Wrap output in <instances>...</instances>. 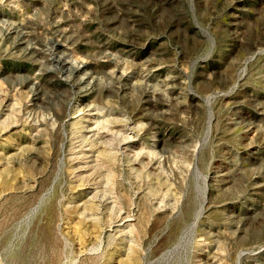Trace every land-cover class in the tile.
Wrapping results in <instances>:
<instances>
[{
  "label": "rangeland",
  "instance_id": "1",
  "mask_svg": "<svg viewBox=\"0 0 264 264\" xmlns=\"http://www.w3.org/2000/svg\"><path fill=\"white\" fill-rule=\"evenodd\" d=\"M0 264H264V0H0Z\"/></svg>",
  "mask_w": 264,
  "mask_h": 264
},
{
  "label": "bare ground",
  "instance_id": "2",
  "mask_svg": "<svg viewBox=\"0 0 264 264\" xmlns=\"http://www.w3.org/2000/svg\"><path fill=\"white\" fill-rule=\"evenodd\" d=\"M111 182V181H110ZM88 206V205H87ZM90 206V205H89Z\"/></svg>",
  "mask_w": 264,
  "mask_h": 264
}]
</instances>
